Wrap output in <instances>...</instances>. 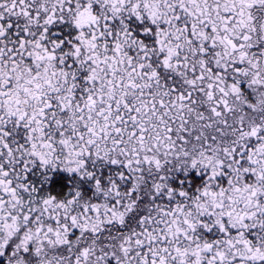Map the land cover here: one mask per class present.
Here are the masks:
<instances>
[{"label":"snow or ice","instance_id":"snow-or-ice-1","mask_svg":"<svg viewBox=\"0 0 264 264\" xmlns=\"http://www.w3.org/2000/svg\"><path fill=\"white\" fill-rule=\"evenodd\" d=\"M0 264H264V0H0Z\"/></svg>","mask_w":264,"mask_h":264}]
</instances>
